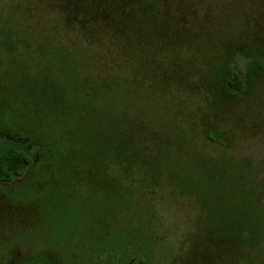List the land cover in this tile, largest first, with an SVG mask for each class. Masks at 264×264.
Listing matches in <instances>:
<instances>
[{
	"label": "rangeland",
	"instance_id": "rangeland-1",
	"mask_svg": "<svg viewBox=\"0 0 264 264\" xmlns=\"http://www.w3.org/2000/svg\"><path fill=\"white\" fill-rule=\"evenodd\" d=\"M263 40L264 0H0V88L40 148L0 258L264 264V73L224 80Z\"/></svg>",
	"mask_w": 264,
	"mask_h": 264
},
{
	"label": "trees",
	"instance_id": "trees-1",
	"mask_svg": "<svg viewBox=\"0 0 264 264\" xmlns=\"http://www.w3.org/2000/svg\"><path fill=\"white\" fill-rule=\"evenodd\" d=\"M232 52V58L234 55L244 58L245 74L241 76L233 66L228 73H224V80L230 91L240 94L243 86L250 87L257 76L264 73V67L262 66L264 61V40L248 49L237 48ZM7 97L8 91L0 88L1 185L9 183L16 177H23L24 179L29 174L30 168L39 160L40 150L38 138L34 137L28 125L22 124L18 117L8 116L11 106L8 104L10 99H7Z\"/></svg>",
	"mask_w": 264,
	"mask_h": 264
},
{
	"label": "flooded vegetation",
	"instance_id": "flooded-vegetation-1",
	"mask_svg": "<svg viewBox=\"0 0 264 264\" xmlns=\"http://www.w3.org/2000/svg\"><path fill=\"white\" fill-rule=\"evenodd\" d=\"M22 179H23V177H16V178H14V180L10 181L9 183H3L2 185L0 184V197H1V200L4 199V197L7 195V193L3 194V192L6 191L7 188L12 187L13 183H16L18 180H22ZM2 208H4V207H2ZM2 208L0 207V211H1ZM4 209L7 210V212H4L5 216H7V217H9L12 214H15V213H12L13 212L12 210L14 209V207H12V206H8L7 208H4ZM15 210H17V209H14V211ZM9 212H11L12 214L9 213ZM0 214H2V212H0ZM16 214H17L16 216L20 215L18 213H16ZM0 223H4V225L7 224L8 226H9V224L11 226L13 225L12 226L13 228L8 227V228H10V230L13 233L14 232L15 233H19L20 232V234H21V231H25V229L19 230L18 228H16V226L14 224H12L13 223L12 222V218L10 220H8L7 222H0ZM5 254H6L5 257H7V258H0V264H20V261L22 260V258L31 257V256L34 255V254H30V255H26L25 256L23 253H20L17 248H12V249L7 248L6 251H5ZM43 257H44V259L46 261L50 262L51 264H57V262L55 260V257H53L52 254L46 253V254L43 255Z\"/></svg>",
	"mask_w": 264,
	"mask_h": 264
}]
</instances>
